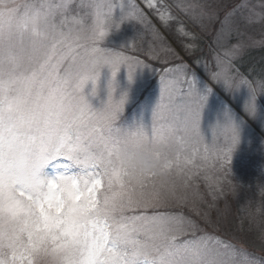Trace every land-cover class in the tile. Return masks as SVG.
<instances>
[{
  "label": "snow or ice",
  "instance_id": "obj_1",
  "mask_svg": "<svg viewBox=\"0 0 264 264\" xmlns=\"http://www.w3.org/2000/svg\"><path fill=\"white\" fill-rule=\"evenodd\" d=\"M74 6L88 9L92 22ZM128 21L153 37L144 58L129 54L141 51L134 42L100 47L110 28ZM189 22L209 34L207 47ZM165 33L181 38L180 51ZM254 47L264 48V0H0V264H264V228L257 255L243 241L196 237L195 221L167 211L199 214L202 197L187 190L200 174L214 197L222 191L207 170L231 173L239 125L226 109L209 142L202 113L220 87L246 90L243 111L257 114L264 73L242 67ZM122 66L129 81L150 66L159 77L148 128L117 127L127 101L114 98ZM105 67L112 79L97 110L83 93L91 82L96 95ZM137 150L163 157L169 178L129 172L119 153Z\"/></svg>",
  "mask_w": 264,
  "mask_h": 264
},
{
  "label": "rangeland",
  "instance_id": "obj_2",
  "mask_svg": "<svg viewBox=\"0 0 264 264\" xmlns=\"http://www.w3.org/2000/svg\"><path fill=\"white\" fill-rule=\"evenodd\" d=\"M22 2V0H20ZM93 3H105L107 0H91ZM117 3L120 0H116ZM201 3L218 4L220 0H200ZM79 3V0H77ZM74 14L84 17L88 23L92 17L88 15V9L73 8ZM121 11L117 8L114 18L119 20ZM189 29L201 36L200 43L207 47L210 36L207 33H199L196 25L189 22ZM256 39L260 38L257 28L254 31ZM169 43L180 51L181 44L173 33H165ZM134 42L141 48L140 52L131 53L144 58L143 52L153 46V37L144 31L139 24L128 21L119 28H110L108 35L100 41V47L108 51H121ZM259 53L263 56L259 57ZM253 55V58L250 56ZM258 57L260 64H252L251 61ZM256 61V60H255ZM151 63L155 64L156 61ZM260 65V66H259ZM243 69L259 76L264 73V48L254 47L249 50L244 58ZM112 79L111 71L105 67L100 71V77L96 85V95H92L93 85L89 82L84 88V96L93 109H101L107 102L108 82ZM116 88L114 98L127 96L124 112L117 121V127L132 130L143 124L146 128L151 124V113L159 97V77L153 67L137 68L131 81L128 79L127 68L122 66L116 76ZM145 94V97L142 95ZM247 98L246 90H240L235 94H229L223 88L218 87L214 94L209 96L202 113L201 131L207 141H211V129L217 124L225 123V111L230 110L239 125L240 142L235 149L231 161V173L224 176L207 170L210 177L218 178L222 191L217 188L215 197L209 182L204 175H198L193 188H189L188 194L198 190L202 199L196 203V211L185 206L183 208L170 207L167 211L183 212L184 216L195 221L198 225L196 237L208 236L227 243H240L243 241L250 250L260 254L259 240L257 236L261 228H264V96L258 98V111L254 117L248 116L243 111V104ZM200 163L199 160L196 161ZM51 171V170H50ZM165 209H161L164 211ZM206 216V218H205ZM191 235L181 239H191Z\"/></svg>",
  "mask_w": 264,
  "mask_h": 264
},
{
  "label": "clouds",
  "instance_id": "obj_3",
  "mask_svg": "<svg viewBox=\"0 0 264 264\" xmlns=\"http://www.w3.org/2000/svg\"><path fill=\"white\" fill-rule=\"evenodd\" d=\"M119 160L127 167L129 172L140 177H151L163 182L169 178V173L165 171V160L163 157L143 150H137L134 154L121 151Z\"/></svg>",
  "mask_w": 264,
  "mask_h": 264
},
{
  "label": "trees",
  "instance_id": "obj_4",
  "mask_svg": "<svg viewBox=\"0 0 264 264\" xmlns=\"http://www.w3.org/2000/svg\"><path fill=\"white\" fill-rule=\"evenodd\" d=\"M260 56H263V53H259V57ZM251 58H253V55L252 56H250ZM254 59L256 60H253V61H251L250 63L252 64V62H253V64H260V61H259V59H258V57L257 58H255L254 57ZM260 66V65H259Z\"/></svg>",
  "mask_w": 264,
  "mask_h": 264
}]
</instances>
